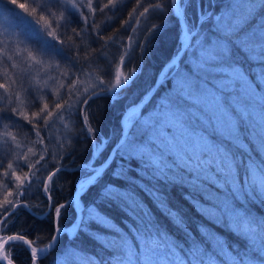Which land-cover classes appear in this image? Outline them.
<instances>
[{
  "label": "snow or ice",
  "instance_id": "obj_1",
  "mask_svg": "<svg viewBox=\"0 0 264 264\" xmlns=\"http://www.w3.org/2000/svg\"><path fill=\"white\" fill-rule=\"evenodd\" d=\"M120 3L0 0V183L6 189L0 234L29 208L33 187L47 201L51 228L44 247L19 233L0 236V264H15L16 242L30 250L29 264H38L65 236H84L94 250L63 247L56 264H264V215L251 208L264 205V0H135L120 28L105 36L96 16L112 12L106 20L114 21ZM149 13L160 23L135 39ZM165 14L178 25L167 70L128 106L120 135L105 145L89 103L129 86L136 68L123 70L130 63L124 49L146 48ZM77 22L80 27L73 26ZM121 30L126 37L116 36ZM110 42L123 54L108 83L90 69L97 54L108 58ZM74 115L100 150L99 163L79 167L73 191L81 195L60 203L54 178L66 171L63 160L75 148L64 152L72 139L63 133L58 139L56 125L67 129ZM169 187L185 190L203 220L224 234L204 223L190 227L186 214L170 206ZM141 193L183 239L160 222ZM110 207L122 213L119 222ZM69 210L73 220L64 224Z\"/></svg>",
  "mask_w": 264,
  "mask_h": 264
},
{
  "label": "trees",
  "instance_id": "obj_2",
  "mask_svg": "<svg viewBox=\"0 0 264 264\" xmlns=\"http://www.w3.org/2000/svg\"><path fill=\"white\" fill-rule=\"evenodd\" d=\"M21 2H25V0H21ZM200 2L201 4H204L206 3V0H200ZM134 6L135 0H121V3L116 10L114 21L106 20V16L113 15L112 12L106 11L105 14L98 13L96 16V22L101 24L103 34L105 36L113 35L115 29L120 28V21L126 18V13ZM189 13L193 17L195 16V4L189 9ZM152 23L159 24L160 18L157 14L149 13L145 18L141 19V24L137 26L138 31L133 34L134 38L143 40L146 28ZM73 26L80 27L78 22ZM177 31L178 25L176 20L168 19L167 14H165L163 28H161L159 32L155 33L149 39L146 48L141 50L133 47L131 51L124 49V51H128L127 61H130V63H126L123 70L128 72L130 68H136L135 75L130 80L129 86H126L118 96L113 97L111 94H103L93 98L89 103L88 111L90 113V120L93 126L97 129L98 139L101 138L100 135H103V137L107 139L108 145H110V143L114 140V137L119 134L121 130L120 113L124 112L130 104L137 101L139 97L151 87L161 67L174 53ZM127 34L128 33L124 30H121L116 33V36L122 35L126 37ZM89 42L91 43V48H100L99 44L92 43L90 40ZM77 43H79V41H77ZM106 51L108 58L104 59L97 54V56L93 58L94 63L92 65V69L90 70L94 69L93 74L95 79L102 77L106 82L110 83V81H112L115 77L117 68H119V56L122 55L123 52L118 50V48L112 45L111 42L109 43ZM166 70L167 69L164 71ZM0 79H4L3 65H0ZM18 127H20V131L22 133L28 132L27 127ZM67 132V137L72 139V144L70 146L66 145L64 152L70 151L72 148H75V151L72 152L71 156L65 155L63 164L66 165V171H62L58 177L54 178L56 192L53 194V197L54 200H57L60 203L63 202L65 198L73 194L75 183L81 176L78 169L79 167L86 166L84 163L91 160L93 152V143L86 139L85 134L81 131L79 117L75 115L72 117V125H70ZM76 137L79 138L77 139ZM57 138L59 139V136H57ZM64 152H61V155H64ZM99 155L100 151L98 152V156ZM57 159H59V157ZM95 161L98 163L97 159H95ZM72 168L75 169L71 170ZM165 194L168 197L170 206H175V208L180 209L186 214V219L189 221L190 227L194 229L195 226L200 223H204L207 226L210 225V223L203 220V217H201L197 210L185 199V190L179 187H169L165 190ZM141 195L144 199V203L152 210L153 214L158 217L160 222L162 224H168L169 230L175 233L178 239H183L182 234L177 229H171L169 222L157 206L151 201V199L143 193H141ZM27 199L29 209L37 214L44 212L47 208V201L35 187H33L32 194L29 195ZM251 208L253 212L259 215H264V205H252ZM108 211L117 219V222H119L122 216L119 209L116 207H110ZM45 216L37 219L31 216L27 209H22L20 210L14 225L11 223V220L9 221L10 227L7 234L19 233L25 235L28 239L34 240L36 245H45L51 234L49 224L50 218L45 219ZM68 219H70V221L73 219V215L70 210L67 212L63 223L68 224L70 222ZM36 229H39V231ZM219 230L224 232L222 228H219ZM68 244H70V246L82 248L88 252L94 250L93 244L84 236L70 240L65 236L59 241L57 246H54L51 251L41 261H39V264H50V260L58 256L60 249L66 247ZM17 247L18 250L15 251L17 254L15 255L13 253V258L17 264H20L27 256H29V252L27 248L21 244V242H16L13 245V252Z\"/></svg>",
  "mask_w": 264,
  "mask_h": 264
},
{
  "label": "rangeland",
  "instance_id": "obj_3",
  "mask_svg": "<svg viewBox=\"0 0 264 264\" xmlns=\"http://www.w3.org/2000/svg\"><path fill=\"white\" fill-rule=\"evenodd\" d=\"M118 67V66H117ZM118 69V68H117ZM167 69V68H166ZM125 73H127V71L125 72ZM93 82H94V80H93ZM111 82H114V78L112 79V81H110V83ZM113 97H115V96H113ZM133 104V103H132ZM131 105V104H130ZM128 108V107H127ZM125 111H126V109H125ZM125 111L124 112H122V113H120V129H121V124H122V116H123V114L125 113ZM72 124V119H71V121L69 122V124H68V128L67 129H65V128H62V127H60L59 126V124H57L56 125V127L59 129V132L57 133V136H60V133H63V134H65L66 135V137H67V130L70 128V125ZM120 135V132H119V134L117 135V136H115L114 137V140L110 143V145H112V143L115 141V139L118 137ZM100 139L99 140H101V141H104V144L105 145H108V142H107V139L106 138H104L103 137V135H100ZM68 138V137H67ZM108 138H110V137H108ZM113 138V137H112ZM32 139H35V137L33 138L32 137ZM111 139V138H110ZM50 147H54V145H50ZM92 157H91V161H95V159H97V157H98V152L100 151L99 149H97L96 147H95V145L93 144L92 145ZM6 163V162H5ZM98 163H99V161H98ZM84 165H86L87 166V163H84ZM26 170V169H25ZM2 177H0V181H2ZM76 188H77V185L79 184V179L76 181ZM5 191H6V189L4 188V186H3V183H0V199H2L3 198V196H4V193H5ZM74 193V192H73ZM28 210V209H27ZM42 214H44V216H45V213L44 212H42ZM41 217H42V215H41ZM7 234V233H6ZM6 234H0V236H2V235H6ZM14 234V233H13ZM27 238V237H26ZM2 240H0V242H1ZM21 244H23L22 242H21ZM46 245V244H45ZM45 245H36L35 244V246H37V247H44ZM23 246H25V248H27V246L26 245H24L23 244ZM27 250H29L28 248H27ZM30 251V250H29ZM50 251H51V249H50ZM49 251V252H50ZM48 252V253H49ZM15 255L17 254L16 252H15V250H14V252H13ZM47 255V254H46ZM45 255V256H46ZM57 257V256H56ZM56 257H54L52 260H50V264H56ZM38 264H39V262H38Z\"/></svg>",
  "mask_w": 264,
  "mask_h": 264
},
{
  "label": "bare ground",
  "instance_id": "obj_4",
  "mask_svg": "<svg viewBox=\"0 0 264 264\" xmlns=\"http://www.w3.org/2000/svg\"><path fill=\"white\" fill-rule=\"evenodd\" d=\"M72 125V124H71ZM75 168H72L71 170H74ZM75 186H76V184H75ZM81 195V193L79 194V196ZM71 196H69V197H67V198H65L64 200H63V202L65 201V200H68V198H70ZM63 202H61V203H63ZM48 211H49V209H48V207L45 209V211H44V213H45V215H48ZM28 212L30 213V215L31 216H33V217H35V218H37V219H40V218H42V217H44V214H42V213H40V214H37L36 212H34V211H32L31 209H29L28 208ZM41 215H42V217H41ZM73 220V219H72ZM72 220L70 221V219H68V221H70L68 224H70L71 222H72ZM170 227H171V225H170ZM208 227H210V228H213L214 230H216L217 232H221V230H219V227H217L216 225H213V224H210V225H208ZM171 229H174L175 230V228H172L171 227ZM37 231H39V229H36ZM222 234H224V232H221ZM37 234V233H36ZM36 236H38V235H36ZM183 236V235H182ZM67 237V236H66ZM28 239V238H27ZM67 239H71V238H69V237H67ZM2 242V241H1ZM49 242V239H48V241L46 242V244ZM25 247V246H24ZM66 247H70V244H68V245H66ZM15 251H17L18 250V247L17 248H15L14 249ZM28 252L30 253V251L28 250ZM15 264H17L16 262H15ZM20 264H29V256H27L25 259H24V261H22Z\"/></svg>",
  "mask_w": 264,
  "mask_h": 264
},
{
  "label": "water",
  "instance_id": "obj_5",
  "mask_svg": "<svg viewBox=\"0 0 264 264\" xmlns=\"http://www.w3.org/2000/svg\"><path fill=\"white\" fill-rule=\"evenodd\" d=\"M169 61V60H168ZM168 61L161 67V69L159 70V72H158V74H157V76H156V78H155V80H154V82L158 79V77L161 75V73L162 72H164V70L166 69V65H167V63H168ZM153 82V83H154ZM153 85V84H152ZM151 85V86H152ZM127 109V108H126ZM123 117V116H122ZM79 187V184L77 185V188ZM79 194H80V192H78V191H76V192H74L72 195H75L77 198L79 197ZM68 199H70V198H68ZM49 251H50V249H49ZM48 251V252H49ZM48 254V253H47Z\"/></svg>",
  "mask_w": 264,
  "mask_h": 264
}]
</instances>
